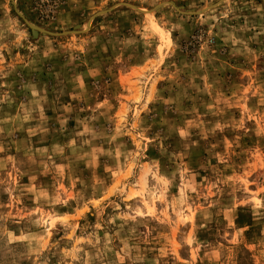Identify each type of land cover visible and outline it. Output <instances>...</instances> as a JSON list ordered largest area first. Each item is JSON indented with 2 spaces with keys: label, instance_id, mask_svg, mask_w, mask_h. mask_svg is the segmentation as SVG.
Wrapping results in <instances>:
<instances>
[{
  "label": "rangeland",
  "instance_id": "374dc122",
  "mask_svg": "<svg viewBox=\"0 0 264 264\" xmlns=\"http://www.w3.org/2000/svg\"><path fill=\"white\" fill-rule=\"evenodd\" d=\"M0 264H264V0H0Z\"/></svg>",
  "mask_w": 264,
  "mask_h": 264
},
{
  "label": "water",
  "instance_id": "95a60500",
  "mask_svg": "<svg viewBox=\"0 0 264 264\" xmlns=\"http://www.w3.org/2000/svg\"><path fill=\"white\" fill-rule=\"evenodd\" d=\"M173 6H174V4H172ZM213 6H210V8H212ZM189 14H191V13H189ZM35 34H37V32L35 31L34 32ZM71 33H73V32H66V33H64V34H57V36H62V35H68V34H71Z\"/></svg>",
  "mask_w": 264,
  "mask_h": 264
},
{
  "label": "bare ground",
  "instance_id": "6f19581e",
  "mask_svg": "<svg viewBox=\"0 0 264 264\" xmlns=\"http://www.w3.org/2000/svg\"><path fill=\"white\" fill-rule=\"evenodd\" d=\"M152 16V15H151Z\"/></svg>",
  "mask_w": 264,
  "mask_h": 264
}]
</instances>
